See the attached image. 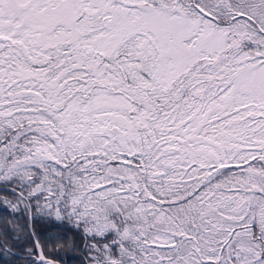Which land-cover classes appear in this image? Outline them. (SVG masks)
Instances as JSON below:
<instances>
[{
	"label": "snow or ice",
	"instance_id": "1",
	"mask_svg": "<svg viewBox=\"0 0 264 264\" xmlns=\"http://www.w3.org/2000/svg\"><path fill=\"white\" fill-rule=\"evenodd\" d=\"M0 264H264V0H0Z\"/></svg>",
	"mask_w": 264,
	"mask_h": 264
}]
</instances>
